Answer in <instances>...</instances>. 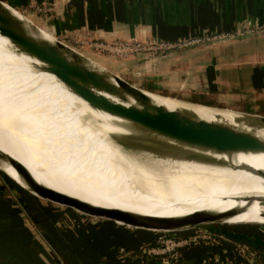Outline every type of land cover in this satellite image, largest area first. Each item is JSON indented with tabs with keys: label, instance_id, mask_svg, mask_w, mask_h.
Here are the masks:
<instances>
[{
	"label": "crops",
	"instance_id": "1",
	"mask_svg": "<svg viewBox=\"0 0 264 264\" xmlns=\"http://www.w3.org/2000/svg\"><path fill=\"white\" fill-rule=\"evenodd\" d=\"M3 1L28 7L55 32L79 42L132 37L171 40L248 24L253 30L236 37L157 54H106L109 64L100 62L155 93L214 98L264 114V0ZM41 26L50 30L46 24ZM251 198L264 200V196ZM60 210L0 172V264H161L157 256L139 250L154 241L157 230ZM227 222L206 226L217 241L183 248L177 264H254L249 252L264 253V224Z\"/></svg>",
	"mask_w": 264,
	"mask_h": 264
},
{
	"label": "bare ground",
	"instance_id": "2",
	"mask_svg": "<svg viewBox=\"0 0 264 264\" xmlns=\"http://www.w3.org/2000/svg\"><path fill=\"white\" fill-rule=\"evenodd\" d=\"M10 11L25 28L42 35L28 28L17 11ZM45 65L0 30V149L38 181L96 204L140 213L182 217L236 208L223 221H264V200L251 198L264 196V176L249 169L264 171V149L184 148L204 158L183 157L184 149L163 154L129 152L112 138L126 139L131 133L125 120L91 106ZM144 90L153 103L201 126L229 124L264 140V124L247 123L234 110L217 108L207 118L191 112L185 102L206 106L208 114L214 111L207 107L213 106ZM127 101L135 103L132 98ZM0 167L24 185L13 166L17 176L3 164ZM138 195L165 201L131 199Z\"/></svg>",
	"mask_w": 264,
	"mask_h": 264
},
{
	"label": "water",
	"instance_id": "3",
	"mask_svg": "<svg viewBox=\"0 0 264 264\" xmlns=\"http://www.w3.org/2000/svg\"><path fill=\"white\" fill-rule=\"evenodd\" d=\"M9 7L20 11L25 18L36 17V14L28 7L18 8L0 0L1 32L6 34L20 49L45 62L46 69L55 73L91 106L125 120L131 133L125 137L126 139L117 140L118 142L114 140L121 148L133 153L148 151L154 154L173 153V151L187 147L212 149L218 152L264 149V140L249 131L223 123L204 127L185 115L166 110L153 103L144 88L133 84L119 74L97 66L92 58L62 41V39L75 41L73 37L55 32L46 21L36 18L35 21L40 22L39 25L27 18L34 30L41 25H48L55 39L50 41L39 36L34 37V41L29 40L21 34L24 30L22 20L13 15ZM129 98H132L135 103L128 102ZM243 120L247 123L258 121L264 124V115H255ZM145 132L154 133L162 138L155 136L156 139H154ZM180 155L187 158H204L194 150L184 149ZM0 161H7L11 164L24 185L2 169L5 174L38 198L71 207L85 216L113 220L129 226L157 231L183 232L204 224L223 221L224 216L238 210L235 208L225 212L201 211L182 217H169L96 204L41 183L21 162L1 149ZM249 169L264 176L263 170ZM247 222L264 223V221L236 223Z\"/></svg>",
	"mask_w": 264,
	"mask_h": 264
},
{
	"label": "built area",
	"instance_id": "4",
	"mask_svg": "<svg viewBox=\"0 0 264 264\" xmlns=\"http://www.w3.org/2000/svg\"><path fill=\"white\" fill-rule=\"evenodd\" d=\"M253 30L252 26L242 24L239 28L223 31H201L191 36L180 37L176 39H163L146 37L138 38H116V39H93L85 41L89 46L97 51L107 53L117 57H127L143 53H163L167 50L180 48L192 44L203 42H213L228 37H236L246 34ZM211 240L216 242L217 239L204 227H197L192 230L179 233L158 231L152 243L142 248L144 253L157 256L161 264H177L181 256V250L187 246L199 244L203 241ZM244 251V250H243ZM252 257V252H249ZM254 264H263L256 262Z\"/></svg>",
	"mask_w": 264,
	"mask_h": 264
},
{
	"label": "rangeland",
	"instance_id": "5",
	"mask_svg": "<svg viewBox=\"0 0 264 264\" xmlns=\"http://www.w3.org/2000/svg\"><path fill=\"white\" fill-rule=\"evenodd\" d=\"M16 17H17V15H15ZM25 22L27 21V27L28 28H30V29H32V30H34L33 28H32V25H31V22L32 23H35V24H39L40 25V22H37V21H35L36 20V17L34 16L32 19H31V17H27L28 19H30L31 20V22L27 19V18H25L23 15H21L20 16ZM30 22V23H29ZM23 28H24V30H22V35L24 36V37H30L32 40H35L34 39V37H39L40 36V34H38V33H36V32H33V31H31V30H29V29H27V28H25L24 26H23ZM34 31H37V32H39V33H41L42 35L40 36V37H43V38H45V39H48L46 36H43V35H48V36H51L52 38H54L55 39V37H54V35L52 34V32L49 30V29H47V28H44L43 26H39V27H37V29L36 30H34ZM62 41H64L66 44H68V45H70L71 47H73L75 50H77V51H79V52H81V53H83L84 55H86V56H89L90 58H92L93 59V61H95L97 64V66H100V67H104V68H106L107 69V67L104 65V64H102L100 61H106L107 62V64H109V62H110V60H108L107 59V53H104V52H101V51H97V50H95L94 48H92L91 46H89L87 43H83L82 41H70V40H68V39H62ZM120 76H122L123 78H124V75H122V74H120ZM133 79V78H132ZM131 79V80H132ZM139 86V85H138ZM159 93H162V94H164V95H166V96H171V97H165V98H170V99H177V98H180V99H184V100H191L192 102L194 101H196L195 103H199V104H203V105H208V106H213V108L212 107H207V108H211V110L212 111H214L213 113H210V114H208L207 112H205L206 110H205V108L204 107H206V106H201V105H194V104H190V103H188V102H185L187 105H188V109L191 111V112H193L194 114H197V115H201V116H204V117H211V116H213L214 114H215V111H216V109L218 108V109H220V108H229V109H231V110H234L235 112H237L238 114H239V116H237V118H239V119H247V118H250V117H253V116H255V115H264V114H262V113H251V112H246V111H244V110H242V109H240V107H237V106H231V105H228L227 103H225V102H222V101H220V100H218V99H214V98H204V97H196L195 95H185V94H180V93H173V94H171V93H167V92H159ZM172 97H176V98H172ZM180 101V100H179ZM201 102V103H200ZM214 107H216V108H214ZM190 112V116H192V115H194L193 113H191ZM199 116H196V115H194L193 116V118H198ZM145 134L146 135H149L150 137H153L154 139H156L155 138V136H157V135H154V133H147V132H145ZM157 137H159V138H162V137H160V136H157ZM112 138L116 141V142H118L117 140H121V138L120 137H116V136H112ZM158 140V139H157ZM2 161H0V166L2 165ZM3 167V166H2ZM5 169H7V170H9L10 172H12L13 174H17L16 172H13V170H10V169H8L7 167H4ZM0 172L1 173H5L3 170H2V168L0 167ZM17 176V175H16ZM19 182V181H18ZM20 183V182H19ZM21 184V183H20ZM100 189H102V188H100ZM104 190H106V189H104ZM108 190V189H107ZM117 194H119V193H117ZM141 196H143V195H138V196H136V197H132L131 199H139V197H141ZM169 196V195H168ZM170 196H173V195H170ZM179 196H181V195H179ZM41 199V198H40ZM41 200H43V201H46L48 204H51V205H53L54 207H56V209H63V210H65V211H67V212H73V213H76L77 215H79V216H81V217H85V214H82V213H79V212H77L76 210H74V209H72L71 207H68V206H65V205H63V204H59V203H56V202H51V201H49V200H45V199H41ZM60 210V211H61ZM86 217H91V216H86ZM92 218H96V217H92ZM101 219V218H100ZM62 220V219H61ZM213 224H217V225H227V224H229V223H227V222H225V221H220V222H213L212 224H204V225H202L201 227H206V226H208V225H213ZM258 224H264V223H259L258 222ZM62 225H66L65 223H62Z\"/></svg>",
	"mask_w": 264,
	"mask_h": 264
},
{
	"label": "trees",
	"instance_id": "6",
	"mask_svg": "<svg viewBox=\"0 0 264 264\" xmlns=\"http://www.w3.org/2000/svg\"><path fill=\"white\" fill-rule=\"evenodd\" d=\"M7 164V163H6ZM10 165V164H7ZM12 166V165H11ZM141 251V253H144L142 249H139ZM137 250H133V252H135ZM252 252V258L256 261V262H261L264 264V253L258 252L257 250H251ZM180 260V258H179ZM179 262V261H178Z\"/></svg>",
	"mask_w": 264,
	"mask_h": 264
}]
</instances>
